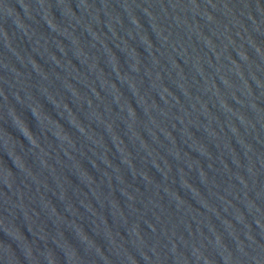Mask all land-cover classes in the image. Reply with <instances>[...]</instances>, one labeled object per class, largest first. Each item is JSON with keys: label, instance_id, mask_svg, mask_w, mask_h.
<instances>
[{"label": "water", "instance_id": "95a60500", "mask_svg": "<svg viewBox=\"0 0 264 264\" xmlns=\"http://www.w3.org/2000/svg\"><path fill=\"white\" fill-rule=\"evenodd\" d=\"M0 264H264V0H0Z\"/></svg>", "mask_w": 264, "mask_h": 264}]
</instances>
